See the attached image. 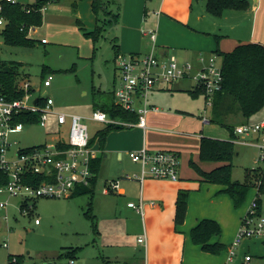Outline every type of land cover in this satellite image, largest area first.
Returning <instances> with one entry per match:
<instances>
[{
  "label": "crops",
  "instance_id": "crops-1",
  "mask_svg": "<svg viewBox=\"0 0 264 264\" xmlns=\"http://www.w3.org/2000/svg\"><path fill=\"white\" fill-rule=\"evenodd\" d=\"M89 1L91 4L92 0ZM123 1L121 17L117 23L120 25L121 21L122 28L121 35L117 39L119 55L148 52L151 48L150 42L142 34L141 29L150 27L158 29L156 52L159 57L175 55L181 62H191L193 69L194 66L197 68L205 66L212 57L220 59L222 64V57L217 53V49L230 52L241 43L264 44V37L255 39L254 34L229 35V33H225L220 22L239 13H248L249 15L253 13L254 23H258L259 20L264 27V0H249L248 10H227L221 17L207 12L206 0ZM195 3H199L198 9H196ZM201 58L204 60L202 61ZM118 82L119 77L115 78V88ZM173 84L167 90H176ZM196 88L195 85L193 89L187 91L191 93ZM156 90L160 89L153 91ZM202 94L206 98V94L204 92ZM38 97H35L33 102H37ZM148 103L157 109L148 112L146 121L161 125L114 129L109 132L104 147L101 146L98 138L94 139L95 136L90 134L91 143L97 150V156L93 161L100 158L95 191L101 180L100 191L103 193L106 203L98 206L102 213L94 214L96 226L98 225L99 229L96 227L95 230L93 229L94 236L88 244V247L92 248L93 255L88 260L92 264H226L228 249L232 242L224 241L223 233L212 239L213 242L220 241L226 245L227 248L224 250L226 252L221 256L204 251L200 245L192 241L190 235L191 229L202 219H214L221 225V217L213 216L207 212L208 210L203 209L201 212H189L184 223L176 225L178 195L181 190H185L189 192L191 199H195L200 196L198 192L203 189L205 183L218 186L215 195L224 193L220 192L223 188L222 185L205 181L199 172L191 166L190 162L194 160L203 170L211 171L222 164L200 159L201 143L204 137L233 140L235 157H238L243 150L241 145L259 148L257 143L261 133L239 134L235 129L230 130L227 126L210 121L211 108L207 110V105L202 113L191 112L189 109L173 105H169L168 109H162L153 99H150V94ZM263 109L248 120L236 114L233 116V124L237 127L247 122H261L264 120ZM53 116L51 115L50 120ZM83 117L85 121L92 120L91 116ZM203 117H207L209 121L205 122ZM102 124L103 128L106 127L104 123ZM144 146L153 152L168 150L178 153L180 157L179 179L146 176L141 181L135 177L141 173V164L132 163L122 167L125 156H129V151L139 150ZM114 158L116 162H114ZM118 179L120 180L118 191L104 192V187L110 181ZM258 195L261 198L262 193ZM231 200L233 202L232 198ZM130 202L140 204L142 211L130 207L128 205ZM87 204L89 205V197ZM260 211L264 214L262 201ZM103 219H107L106 222H109L110 225H102ZM239 224L240 219L236 220L232 228H227V230L233 229L231 233H228L229 236L230 234L233 236ZM144 234L147 236V246L138 242V238ZM251 240L264 242V239L260 238ZM243 260L244 257L241 258L242 262ZM83 261V264L88 263L87 259Z\"/></svg>",
  "mask_w": 264,
  "mask_h": 264
},
{
  "label": "rangeland",
  "instance_id": "rangeland-1",
  "mask_svg": "<svg viewBox=\"0 0 264 264\" xmlns=\"http://www.w3.org/2000/svg\"><path fill=\"white\" fill-rule=\"evenodd\" d=\"M21 1L27 3L31 0ZM123 2V0H112L110 4L108 3L107 11L111 12L109 15L105 10L97 14L89 0H59L50 3L48 10L44 12L43 24L37 27L35 33H32L36 40L34 45H7L0 33V67L3 63L12 61L24 64L21 68L20 82L31 83L33 96L30 102L37 96H44L47 91V95L53 98L57 111L90 117L94 110V96L104 100L114 99V81L119 77L114 45L118 43L117 39L121 35L122 28L121 21L120 25H114L108 21L114 19L113 13L118 11L119 3L121 17ZM198 4L195 3L196 9L199 7ZM220 22L223 25V31L229 35L244 33V35L254 34L255 39L264 37V27L259 20L258 23H254L253 13L250 15L239 13ZM98 25L102 26L103 30L97 38L86 34L94 31ZM1 29L2 26L0 31ZM43 38L47 40L46 43L42 42ZM207 65L206 63L205 66ZM216 65L218 67L221 65L220 59H216ZM203 67L194 66L191 76ZM48 75H52V84L47 87L44 85V80ZM195 85L196 82L190 77L180 78L173 84L176 90H167L172 87L169 86L152 91L150 99H153L162 109H168L169 105H173L189 109L191 112L202 113L206 107L205 95L200 93L196 97L187 91L193 89ZM208 109L210 107H207ZM86 122L92 136L103 128L102 123L89 119ZM158 125L161 124L147 122V127ZM59 129L66 133L67 125H59L55 116L51 118L47 126L39 123L25 124L22 132L14 134L13 138L19 143L12 149L15 150L18 146L30 147L50 143L55 140ZM241 146L243 147L241 155L233 159L232 179L244 182L247 171L260 165L261 149ZM124 159L122 167L132 163L140 164L134 163L130 156H125ZM113 160L116 162L115 158ZM255 181L256 187L249 191L240 207L234 206L227 193L215 195L218 186L205 183L203 189L198 192L200 196L195 199L189 197L187 214L206 209L211 215L221 217L222 239L233 242L241 229L243 218L254 200L260 197L259 193L260 195L262 193L261 201L264 211V187L263 191L259 188L263 180L256 178ZM101 182L100 180L96 186L93 199L92 213L95 215L97 212L102 213L98 206L106 203L100 191ZM0 199L10 202L8 208L0 213V264H11V256L21 257L23 261H19L20 264H49L50 262L55 264H81L82 262L83 264L84 259H87V264H92L88 259L92 258L93 251L88 244L93 239L94 228L88 213V195L70 198H39L36 200L32 213L21 212L18 198H11L5 194L1 195ZM5 214L7 219L4 218ZM35 219H39L38 224L35 223ZM238 219H240L238 228L233 236L232 234L229 236L228 233H231L233 229L227 230V228H232ZM106 220H102V225H110ZM97 228L99 229L98 225ZM6 243L7 246H5ZM225 252L222 251L218 255L221 256ZM247 253L253 256L251 264H264V242L244 239L238 248L239 256L233 264H240L241 258L243 259ZM71 259L74 263H70Z\"/></svg>",
  "mask_w": 264,
  "mask_h": 264
},
{
  "label": "built area",
  "instance_id": "built-area-1",
  "mask_svg": "<svg viewBox=\"0 0 264 264\" xmlns=\"http://www.w3.org/2000/svg\"><path fill=\"white\" fill-rule=\"evenodd\" d=\"M18 3L21 0H0V26L3 27L5 18L3 3ZM37 2L31 0L30 3ZM24 3V2H22ZM29 3V2H27ZM26 4V3H25ZM50 3L41 7L42 12L48 10ZM158 14L160 12H157ZM36 27L29 28V36L36 32ZM141 32L149 39L151 48L148 52L132 55H118L116 68L119 72V82L114 89L115 102L125 110L136 112L137 121L123 120L113 117L106 111L96 109L91 119L107 125L129 128L147 127L146 117L150 110L157 109L148 103L149 94L155 89L169 87L180 78H192L196 86L202 88L206 94V105L212 107L213 96L222 89L223 74L221 65H216V58L212 57L207 66L191 76L193 64L181 62L175 55L159 57L157 55V27L142 28ZM45 43L47 40L42 39ZM203 61L204 58H201ZM52 75L46 76L45 86H50ZM30 82L24 83L26 94L21 99L8 100L0 90V171L8 176V183L0 186V195L20 199L21 212L30 213L35 209L34 202L39 198H70L80 186H89L94 176L92 171L93 159L97 150L91 143L89 125L81 114L57 111L54 100L45 93L44 104L30 102L32 92ZM25 112L38 114V123L47 126L51 115L56 117L59 125H67L66 133L57 130L56 137L50 143L30 147L18 146L19 142L13 136L22 132L25 124L16 121V117ZM208 122L207 117H203ZM239 134L260 132L261 137L257 146L261 149L260 161L264 160V120L261 122H247L235 128ZM245 143V142H244ZM247 143V142H246ZM130 158L141 164L142 170L135 177L143 181L146 176L177 180L180 175V157L178 153L168 150L150 151L145 146L139 150L128 152ZM36 176H43L37 182ZM119 180L110 181L104 192L118 191ZM33 201V203L31 202ZM31 202V203H30ZM10 202L0 199V213L4 212ZM130 207L142 211L140 204L130 202ZM4 218L7 219L5 214ZM39 223V219H35ZM264 239V214L259 209L258 198L252 203L248 213L242 220L241 229L228 249L226 264H232L238 254V248L244 239ZM138 242L147 246V236L138 238ZM8 244L6 243L5 246ZM253 256L246 254L242 264H251ZM11 264H20L17 256L10 257ZM70 263H74L71 259ZM49 264H55L50 262Z\"/></svg>",
  "mask_w": 264,
  "mask_h": 264
},
{
  "label": "trees",
  "instance_id": "trees-1",
  "mask_svg": "<svg viewBox=\"0 0 264 264\" xmlns=\"http://www.w3.org/2000/svg\"><path fill=\"white\" fill-rule=\"evenodd\" d=\"M59 0H37L34 3H11L4 2L2 12L5 23L0 31L7 45L12 46H32L36 40L29 36V28L39 27L43 24L44 12L41 7L48 3ZM112 0H92V7L98 14L105 10L107 4ZM120 3L118 11L113 13L114 19L108 23L117 25L120 19ZM206 10L211 15L221 17L227 10H248L250 7L249 0H206ZM103 30L102 26H97L94 31L86 34L97 38ZM218 37V36H217ZM116 57L119 55L118 45H114ZM217 53L222 57L221 70L223 74L222 89L213 96L211 107L210 121L227 126L230 130L235 129L233 124V116L239 114L243 119L248 120L253 115L261 111L264 107V44L258 42L241 43L230 52H223L217 49ZM22 62L3 63L0 67V90L8 100L21 99L26 94L24 83L20 82L22 75ZM30 87L28 92H32ZM202 88L197 87L191 91V94L198 96L203 93ZM114 95V94H113ZM45 98L39 97L38 103L44 104ZM94 110L101 109L106 111L113 117L123 120L137 121L138 114L129 110H125L115 102L114 99L104 100L97 96L93 98ZM38 114L25 112L16 117V121L24 124L37 123ZM123 127L107 125L100 129L94 139L98 138L101 146L104 147L106 138L110 131ZM235 143L233 140H219L204 137L201 143L200 159L202 161H212L222 163L211 171L203 170L197 162L191 160V166L194 167L205 181L222 185L220 192L227 193L233 199L235 207H240L249 193L256 187V178L260 181L264 179V160L260 161V165L254 169L247 171L246 181L240 182L232 179V168L234 166L233 159L235 157ZM100 168V158L92 162V171L94 176L89 186H80L74 192L73 197L79 195H88L89 205L88 213L93 222L95 230V216L92 213V200L95 194V184ZM37 182L43 179V176H36ZM8 176L0 171V186L8 183ZM263 191V183L259 185ZM259 189V191H260ZM189 200V192L181 190L177 199L176 225L183 224L187 215V207ZM259 209L261 207V198L258 197ZM36 206V201L34 202ZM33 211V210H32ZM32 211L30 213H32ZM221 225L214 219H202L195 227L191 229L190 235L192 241L200 245L204 251L212 254H220L227 247L220 241L213 242V237L222 235ZM74 256V255H73ZM19 261H23L18 257Z\"/></svg>",
  "mask_w": 264,
  "mask_h": 264
},
{
  "label": "water",
  "instance_id": "water-1",
  "mask_svg": "<svg viewBox=\"0 0 264 264\" xmlns=\"http://www.w3.org/2000/svg\"><path fill=\"white\" fill-rule=\"evenodd\" d=\"M150 44V43H149ZM150 47H151V44H150Z\"/></svg>",
  "mask_w": 264,
  "mask_h": 264
}]
</instances>
